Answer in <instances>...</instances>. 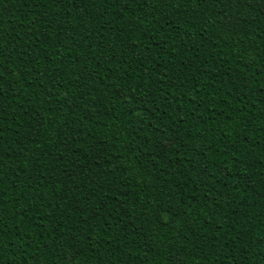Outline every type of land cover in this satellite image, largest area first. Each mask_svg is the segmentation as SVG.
<instances>
[{"label": "trees", "instance_id": "obj_1", "mask_svg": "<svg viewBox=\"0 0 264 264\" xmlns=\"http://www.w3.org/2000/svg\"><path fill=\"white\" fill-rule=\"evenodd\" d=\"M0 264H264V0H0Z\"/></svg>", "mask_w": 264, "mask_h": 264}]
</instances>
